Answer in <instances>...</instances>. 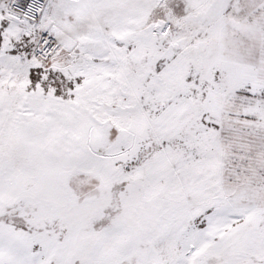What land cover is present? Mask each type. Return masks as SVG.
I'll return each mask as SVG.
<instances>
[{"label": "snow or ice", "instance_id": "obj_1", "mask_svg": "<svg viewBox=\"0 0 264 264\" xmlns=\"http://www.w3.org/2000/svg\"><path fill=\"white\" fill-rule=\"evenodd\" d=\"M0 264H264V0H0Z\"/></svg>", "mask_w": 264, "mask_h": 264}]
</instances>
